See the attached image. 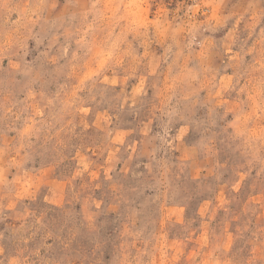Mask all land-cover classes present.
<instances>
[{"label":"rangeland","instance_id":"374dc122","mask_svg":"<svg viewBox=\"0 0 264 264\" xmlns=\"http://www.w3.org/2000/svg\"><path fill=\"white\" fill-rule=\"evenodd\" d=\"M0 264H264V0H0Z\"/></svg>","mask_w":264,"mask_h":264}]
</instances>
